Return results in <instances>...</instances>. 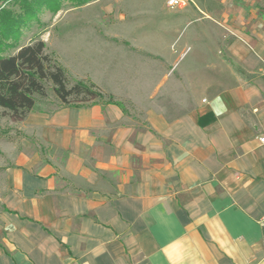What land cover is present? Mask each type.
Segmentation results:
<instances>
[{
  "label": "crops",
  "instance_id": "1",
  "mask_svg": "<svg viewBox=\"0 0 264 264\" xmlns=\"http://www.w3.org/2000/svg\"><path fill=\"white\" fill-rule=\"evenodd\" d=\"M257 6L264 0L197 2L192 41L205 59L190 63L189 101L173 117L159 106L136 126L125 108L97 102L46 118L65 189L55 192L56 171L14 174L0 264H264Z\"/></svg>",
  "mask_w": 264,
  "mask_h": 264
},
{
  "label": "rangeland",
  "instance_id": "2",
  "mask_svg": "<svg viewBox=\"0 0 264 264\" xmlns=\"http://www.w3.org/2000/svg\"><path fill=\"white\" fill-rule=\"evenodd\" d=\"M81 1L0 0V11L8 9L16 17L29 2L34 14L1 56H13L20 47L41 40L45 52L66 70L69 87L81 80L94 83L102 92V98L83 105L106 103L113 96L136 126H149L146 116L159 106L171 117L179 113L180 104L189 101V75L195 69L190 63L204 58L192 41L198 25L192 13L199 0H182L184 4L176 7L169 6V0H90L82 5ZM257 8L264 10V6ZM175 44L186 47L180 52ZM166 72L170 73L166 83L159 84ZM199 96L201 102L209 99L205 91ZM35 99V109L21 121L12 120L0 107V247L6 234L3 217L13 204L9 194L15 189V173L47 176L56 171L54 190L65 189L64 157H58L47 143L42 128L46 118L65 105L51 83L46 85V96Z\"/></svg>",
  "mask_w": 264,
  "mask_h": 264
},
{
  "label": "trees",
  "instance_id": "3",
  "mask_svg": "<svg viewBox=\"0 0 264 264\" xmlns=\"http://www.w3.org/2000/svg\"><path fill=\"white\" fill-rule=\"evenodd\" d=\"M88 1L90 0H82L79 4H86ZM22 7L24 13L16 17L8 9L0 11V29L4 30L0 31V107L5 109L12 120H24L36 107L35 96H46V85L49 83L65 106H80L102 98V92L92 82L80 80L69 87L66 70L45 52L44 41L22 46L13 56H1L8 41L14 38L15 33L21 35L22 27L34 17L31 3L25 2ZM79 97L82 99L79 100ZM106 104L124 108L113 96H109Z\"/></svg>",
  "mask_w": 264,
  "mask_h": 264
},
{
  "label": "built area",
  "instance_id": "4",
  "mask_svg": "<svg viewBox=\"0 0 264 264\" xmlns=\"http://www.w3.org/2000/svg\"><path fill=\"white\" fill-rule=\"evenodd\" d=\"M182 3L184 4V2H183L182 0H169V2H168L169 6H171V7L179 6V5H181ZM260 141H261L262 143H264V137H262V138L260 139ZM259 222H260V224H261V225L263 226V228H264V215L260 218Z\"/></svg>",
  "mask_w": 264,
  "mask_h": 264
}]
</instances>
